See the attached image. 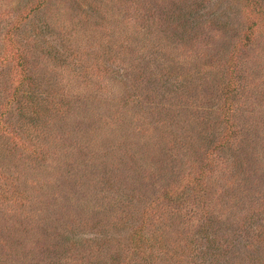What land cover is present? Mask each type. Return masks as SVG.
I'll list each match as a JSON object with an SVG mask.
<instances>
[{
    "label": "rangeland",
    "instance_id": "rangeland-1",
    "mask_svg": "<svg viewBox=\"0 0 264 264\" xmlns=\"http://www.w3.org/2000/svg\"><path fill=\"white\" fill-rule=\"evenodd\" d=\"M35 1L0 0L4 66L0 112L4 88L10 81L20 84L24 75L34 76L37 71L43 87L48 91L53 87L63 97L64 109L46 134L32 137L34 143H52L55 133H66L81 117L85 124L81 133L71 130L68 136L78 149L68 143L49 146L51 153L48 148L37 151L47 153L36 166L32 160L36 156H21L24 147L8 152L3 143L8 138L0 137V209L4 218L16 211L36 210V200L34 203L30 197L35 193L40 197L44 188L41 204L46 207L45 201H49V206L43 207L39 221L31 227L38 228L35 230L48 243L50 236L62 233L58 243L65 245L61 252L70 260L64 264H75L77 255L88 257L94 249L96 263L103 264L111 260L109 254H122L129 248L126 228L114 225V219L129 218L131 209L137 213L164 186L175 183V175H188L196 166L199 176L212 166L214 175H204L200 182L214 179L222 204L231 205L214 222L212 234L219 241L231 237L238 223L242 225L244 211L259 210L264 203V0H43L32 10L27 8L31 3L36 6ZM163 9L174 19L175 32L164 23L170 44L156 48ZM24 10L23 19L12 24ZM234 47L240 82L234 105H226L225 114L227 123L236 128L229 145L220 148L212 134L206 154L199 149L204 141L196 131L197 123L202 115L209 118L205 121L210 127L217 123L225 95L215 79L221 77L222 64L231 53L228 50ZM22 53L30 67L22 64ZM210 60L221 69L207 72ZM4 118L9 121L14 116H0V126ZM203 127L205 133L208 127ZM45 161L56 172H47ZM18 187L22 206L15 211L12 198ZM218 197L210 201L211 207L217 205ZM197 209L194 206L185 218L182 229L186 233L202 221ZM252 217L255 225L262 224L264 213ZM84 223L87 225L82 226ZM107 225L109 234L104 231ZM44 227L51 234L44 235ZM107 234L120 240L104 244ZM171 236L174 241L175 233ZM242 236L231 246L228 260L239 259L236 253L243 249ZM12 240L15 261L23 252L38 259L30 252V243L18 248ZM263 247L264 243L258 256L264 254ZM55 249L49 251L48 259L57 257ZM210 252L208 246L206 258ZM13 259L0 264L16 263ZM240 264L245 263L240 259Z\"/></svg>",
    "mask_w": 264,
    "mask_h": 264
},
{
    "label": "trees",
    "instance_id": "trees-1",
    "mask_svg": "<svg viewBox=\"0 0 264 264\" xmlns=\"http://www.w3.org/2000/svg\"><path fill=\"white\" fill-rule=\"evenodd\" d=\"M35 2L36 3L34 4H36V6L31 3L27 8L32 10V7L40 6L43 0H36ZM25 10L17 15V19L15 18L12 24H16L20 18L23 19L22 14H25ZM164 10L165 9L161 10L163 24L161 26L162 34L158 37L160 40L157 43L158 46L155 45L157 46L156 48H163V46H168L170 44V36L167 35L165 31L166 28L164 27V23H168L171 26L170 30L173 29L172 31L175 32V29L173 28L174 25L172 24L174 23V19L170 18L171 16L168 17ZM190 14H193V12ZM186 18L188 20L189 16L186 15ZM151 47L153 46L151 45ZM228 51L231 53L228 55L229 59L227 61L225 60V63L222 64L221 77L215 79L216 82H218L215 83L218 90L222 96L225 95L224 102L222 101L220 103V114L217 117V123H214V125L210 127L205 121L206 119H209L206 115H202L197 123L196 131L199 130L201 133L204 125L208 127V130L205 133H199L204 141L199 149L206 154L208 153L207 149H209V143L214 138H217L213 142H217V147L219 148L224 145H229V137L233 136L236 128L235 125L227 123L229 118L226 117L228 113L225 114V106L231 103L233 107L235 94L239 89L240 81L238 80V74H236L238 69L235 62L238 50L234 47ZM22 54V58H25L24 55L26 54ZM215 56V54L212 55L213 58ZM212 61L213 60H210V64L205 68L207 69V72L212 69H221V66L219 67V65L214 66ZM2 63L3 56L0 54V81L4 75V70L1 69L4 67L1 65ZM22 64L26 65V68L30 67V60H28V57L23 59ZM142 69H139V72L143 75ZM112 71L114 70L112 69ZM35 73L34 76L24 75L20 84L14 85V83H11L10 81L9 85L4 88V100L1 103L0 116L5 117L6 114L12 113L14 118L12 120L9 119V121L7 119L8 117L3 119L2 127L0 126V137L3 138V140L8 138V142H3L4 148L8 152H14L16 149L24 147L25 150L22 151L21 156L24 158L27 156V159L32 158V154L36 156L35 159L32 158L36 166L40 156H46V153L51 147H54L59 143L62 146L68 143L76 148L77 145L71 143L74 141L69 140L68 136L70 135L71 130H77L78 133H81V125L85 123H83V117H81L78 119V122L80 123H76L71 129H69L70 126L66 129V133H55L52 136V143H46L42 146L34 143L32 137L37 134H46L52 120H56V118L60 116L59 114H62L61 112H63L64 109L63 97H58V92L53 87L50 91L44 88V84L39 82V80H41V75L37 71H35ZM86 127L91 132L94 130L91 125H86ZM184 127L187 129L185 125ZM212 134H215L214 138L212 137ZM46 148H48V150L44 155H40L37 152L44 151ZM51 151L49 152L51 153ZM135 168L137 170V164H135ZM135 168L133 167V170ZM195 168L196 166H194V169H192L188 175H175V183L164 186L154 197H152V199H150V201H148V203L146 202L142 205L143 207L138 208V212L136 211L137 213H134L135 210L131 209L132 213L129 218H124L123 220L114 219V221H112L117 227L121 225L122 228H126L129 248L122 254H120V252L112 255L109 254L111 260L104 262L103 264H132V259L136 260L133 264H219V261L220 264H240V259L246 264V262L252 263L255 260V257H259L260 259H258L257 262L254 261V264L263 263L264 254L258 256L257 251L264 243V220L262 221V224L259 223L255 225V219H253L252 216L261 212L264 213V203L260 205L261 207H259V210H245V217L242 220V225L239 222L238 227L233 229V232L230 234L231 237L226 235L221 241H219L218 238L212 234L213 224L216 220H219L224 214H226L225 211L228 210L231 205L227 204V202L225 205L222 204L220 187L216 184L214 179L209 180L207 183L200 182L202 176H208L210 173L211 175H214L212 166L207 167V172H202L199 176H196L197 170ZM56 169V167H53L52 165L50 166L48 162H46L45 170L47 172L53 174L56 172ZM145 178H147V176ZM18 189L19 187L16 189L17 194L13 193L12 198L14 206H12L11 209L13 208L15 211L22 206L20 198L21 193ZM36 194L37 193L30 197L31 199L34 197V203L36 200L37 206H34L33 203V206L37 207L36 210L32 207L31 211L26 212L25 214L20 211L17 213L16 211L15 214L8 216L7 219L4 218V212L0 209V262L12 260L17 255L10 246L11 238L14 239L12 242L16 244V247L19 246L18 248L23 247L25 243H30V252L32 250L31 253L37 254L38 258L32 259L34 257L31 258V254L28 255V253L25 252L21 254L18 253L19 256L16 257V261L13 259L16 263L13 264H59V262L64 264V262L70 261L67 257L64 259V252H61L65 250L66 247L63 248L65 245H61V241L58 243V237L61 236L62 233L56 234L53 237L50 236V243H48V241L45 240L46 238L41 237L37 230H35L38 228L31 227L35 226L39 221L43 207L47 208V206H49V201H45L47 203L46 207L44 204H41V198L46 194L44 188L43 192L40 193L41 198ZM107 196L108 198H111L112 193L109 192V195ZM217 196H219L217 205L214 203L211 207L210 201H213ZM186 198H188L190 202L189 205L186 204ZM201 202H203L202 205ZM194 206L199 207L195 212L199 213L197 214V217H201L202 221L199 227L194 228L191 233H186L185 230L182 229V225L188 212H190ZM8 210L10 211V209L7 208L6 211ZM213 215L215 216L213 217ZM131 219L133 222H130ZM40 222L42 221L40 220ZM85 225L87 224L84 223L82 226ZM42 231H45L43 233L44 235L51 234L48 233L46 227H44ZM104 231L107 233L110 232L111 227L107 225ZM243 231H245V234L242 236L241 233ZM173 233H175L174 241L171 240V235ZM108 234L103 237L104 244L108 241L120 240L119 237L116 238L114 235L108 236ZM13 235H15V237H12ZM27 235L29 237L25 241L24 239ZM238 236L244 238L243 249L239 253H236L237 258L239 257V259L235 261L234 257H232V260H228L232 250L231 246L235 244V241L238 240V238L240 239ZM91 238L85 240H91ZM55 245L57 247H55ZM75 245L76 241L73 246ZM208 246H211V252L209 254L210 258H206L204 255V251H206ZM53 248H56L55 251L58 252L55 254L57 257L54 259L53 257H50V259H48L50 255L49 251ZM95 251L96 249L92 250L91 253H88V257H86L85 254H83L82 257L77 255L74 258L75 264H97L95 260Z\"/></svg>",
    "mask_w": 264,
    "mask_h": 264
}]
</instances>
